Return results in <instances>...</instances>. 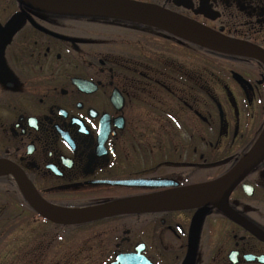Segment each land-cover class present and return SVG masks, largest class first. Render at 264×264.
Segmentation results:
<instances>
[{
  "label": "flooded vegetation",
  "instance_id": "af4514ba",
  "mask_svg": "<svg viewBox=\"0 0 264 264\" xmlns=\"http://www.w3.org/2000/svg\"><path fill=\"white\" fill-rule=\"evenodd\" d=\"M126 1L248 51L139 20L0 0L5 263L264 264V152L253 156L264 136V0ZM19 175L75 210L171 200L58 224L36 212ZM33 215L44 224L30 226Z\"/></svg>",
  "mask_w": 264,
  "mask_h": 264
},
{
  "label": "water",
  "instance_id": "95a60500",
  "mask_svg": "<svg viewBox=\"0 0 264 264\" xmlns=\"http://www.w3.org/2000/svg\"><path fill=\"white\" fill-rule=\"evenodd\" d=\"M25 2L46 5L54 8L68 9L73 11H86L89 13L108 15L119 18H128L139 20L147 24L169 30L173 33L182 35L190 40L207 46L223 48L233 51L246 52L248 49L240 43L222 40L217 34L208 28L201 26L189 19L166 14L147 7L140 3L129 2L126 0H23ZM66 7V8H63ZM258 150L254 151L253 156L264 152V136L257 145ZM6 167L0 163V168ZM12 172L11 167L8 168ZM19 181L28 195L33 208L46 219L58 224H80L97 220L100 218L113 216L122 213L138 212L144 208L167 203L171 198L166 194H159L147 198H134L116 202L97 209L88 210L80 214H65L58 211L54 206L44 200L36 191L34 186L24 177L19 175ZM123 184H132L131 182H121ZM210 185L201 186L205 189Z\"/></svg>",
  "mask_w": 264,
  "mask_h": 264
},
{
  "label": "rangeland",
  "instance_id": "374dc122",
  "mask_svg": "<svg viewBox=\"0 0 264 264\" xmlns=\"http://www.w3.org/2000/svg\"><path fill=\"white\" fill-rule=\"evenodd\" d=\"M11 210L15 211L14 208ZM36 218L34 215L32 216V219L30 220V222H31L30 226L39 227L40 225L44 224L42 221L38 222ZM9 242H10V240H9V238H7V234L0 232V264H6L5 261H6V258H8L7 252L9 249Z\"/></svg>",
  "mask_w": 264,
  "mask_h": 264
},
{
  "label": "bare ground",
  "instance_id": "6f19581e",
  "mask_svg": "<svg viewBox=\"0 0 264 264\" xmlns=\"http://www.w3.org/2000/svg\"><path fill=\"white\" fill-rule=\"evenodd\" d=\"M63 8H66V7H63ZM67 9V8H66ZM4 171L0 169V173H3ZM54 208H56L58 211L60 212H63L65 214H80V213H83L87 210H75V209H69V208H64V207H59V206H56V205H53Z\"/></svg>",
  "mask_w": 264,
  "mask_h": 264
}]
</instances>
